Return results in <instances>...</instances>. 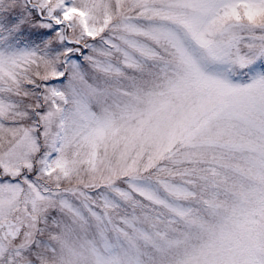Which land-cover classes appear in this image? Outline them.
Instances as JSON below:
<instances>
[{
  "label": "snow or ice",
  "instance_id": "6c2138e0",
  "mask_svg": "<svg viewBox=\"0 0 264 264\" xmlns=\"http://www.w3.org/2000/svg\"><path fill=\"white\" fill-rule=\"evenodd\" d=\"M0 264H264V0H0Z\"/></svg>",
  "mask_w": 264,
  "mask_h": 264
}]
</instances>
